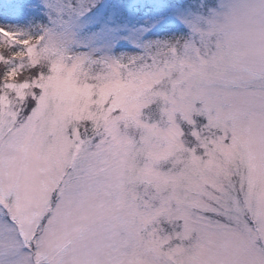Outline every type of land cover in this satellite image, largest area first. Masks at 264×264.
I'll return each mask as SVG.
<instances>
[{"label": "snow or ice", "instance_id": "obj_1", "mask_svg": "<svg viewBox=\"0 0 264 264\" xmlns=\"http://www.w3.org/2000/svg\"><path fill=\"white\" fill-rule=\"evenodd\" d=\"M0 264H264V0H0Z\"/></svg>", "mask_w": 264, "mask_h": 264}]
</instances>
